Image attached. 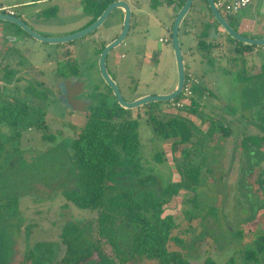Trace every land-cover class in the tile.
I'll return each mask as SVG.
<instances>
[{
  "label": "rangeland",
  "instance_id": "1",
  "mask_svg": "<svg viewBox=\"0 0 264 264\" xmlns=\"http://www.w3.org/2000/svg\"><path fill=\"white\" fill-rule=\"evenodd\" d=\"M24 1L27 0H0V5L9 6L39 33L47 31L40 24L64 26L80 21L77 26L90 18L82 19L87 15L84 13V16L53 15L49 8L54 2L48 1L40 9L50 11L53 19H32L37 6L22 5ZM65 1L75 0L60 3ZM125 1L132 11L131 30L107 55V69L127 101L143 95L168 93L177 83L169 31L180 8L172 0ZM69 9L74 11L73 7ZM219 11L234 29L249 34L241 27L250 30L253 21L250 25L242 23L241 27L236 22L246 17L254 20L257 17L254 14H257L260 18L256 19V25L260 24L264 19V0H253L236 12ZM211 16L205 0H193L178 32L185 71L200 82L198 87L201 88L198 115L188 113L186 116L207 133L197 158L201 175L194 195L179 191L164 206L163 215L173 217L176 225L171 235L182 240L181 243L171 241L169 249L181 251L195 264H201L205 257L221 264L233 255L239 264L243 263L240 252L244 245L251 241L253 234L264 232V191L256 182L259 176H264V143L248 150L240 145L247 135H263L260 124L264 125V45H250L254 46L251 51L239 54L235 51L236 42L244 43L229 38L213 21V25L223 32H217L218 37L212 38L209 34L206 41L218 43V48L207 55L202 54L197 48L199 31ZM122 24V12L116 9L96 33L64 43L73 44V51L69 53L71 60L79 70L78 75L88 79L89 87L104 86L98 65L99 46L114 37ZM0 25H4L1 32L4 43L0 38V88L5 86L23 92L21 88L32 85L41 89L45 95L43 100L23 95L33 106L43 107L46 132L54 138L43 139L42 130L35 126L21 128V133L14 135L13 126L0 122V264H21L23 255L29 252L36 255V259H44L52 250L49 242L60 240L64 222L89 221V230L96 231V213L78 209L64 195L65 191L76 187L71 144L84 124L89 108L71 109L55 92V84L64 77L60 76L61 70L67 71L66 61L70 60L65 57L66 53H59L63 44L41 42L23 32L21 35L15 25L2 20ZM14 36L17 38L13 39ZM5 52L15 55L8 66L3 60ZM113 66L121 67V72L116 73ZM9 70L13 77L2 79ZM242 76L247 78L244 80ZM106 91V94L91 96L92 101L115 104L113 93L107 88ZM189 102L188 98L184 100V104ZM154 104L163 112L178 111L173 101ZM143 111V107L130 109L127 116L136 118L143 115ZM210 121L222 124L230 134L208 133ZM139 138L143 160H149L145 165L154 166L151 157L155 151L162 154L163 161L155 165L154 171L159 175L156 177L164 182L179 180L175 165L183 146L173 150V140L160 139L144 117L139 119ZM87 225L84 223L82 227L88 228ZM116 228L122 226L116 225ZM87 234L96 236V233L94 236ZM101 247L105 254L114 257L109 244L102 243ZM257 260L264 264V255ZM127 264L158 263L131 260Z\"/></svg>",
  "mask_w": 264,
  "mask_h": 264
},
{
  "label": "trees",
  "instance_id": "2",
  "mask_svg": "<svg viewBox=\"0 0 264 264\" xmlns=\"http://www.w3.org/2000/svg\"><path fill=\"white\" fill-rule=\"evenodd\" d=\"M176 1L180 8L185 0ZM107 3L108 0L94 5L88 3L86 11L94 10L98 15ZM212 26L205 23L198 36L197 48L204 55L218 48V43L206 41ZM236 45L235 51L239 54L247 53L254 48L238 42ZM67 65L72 73L77 71L76 64L71 58ZM185 75L187 78V71ZM4 77L12 78V71H6ZM241 78L245 80L247 77ZM199 83L197 81L192 86L189 104L177 107L178 111L175 113L163 112L160 107L149 103L142 106L143 115L129 118L127 116L129 109L122 108L117 102L113 105L103 100L93 102L84 124L72 140L71 158L76 172L74 176L76 187L65 191V198L80 210L96 213V231L109 241L121 264L131 260L139 263L155 261L158 264H195L186 259L181 251L168 248L170 241L181 242V239L171 235L176 225L175 221L171 215H163V212L164 206L179 191L192 192L194 195L200 179L201 167L197 163V158L200 154V145L202 143L205 145L207 132L202 131L186 116L188 113L198 115L201 100ZM21 90L23 92H20V89H6L5 86L0 88V122L4 121L13 126L14 135H19L21 128L35 126L42 130L43 139L53 140L52 135L46 132L43 107L33 106L24 98V95H31L43 100L44 92H40L41 89L32 85H25ZM182 98L181 95L174 102ZM181 111L185 114H181ZM141 117L146 119L160 139L173 140L171 143L173 150L183 146L181 156L176 159L175 165L180 175L179 180L164 182L156 177L159 175L154 171L155 165L163 161L161 152L155 151L152 154L154 166L144 164L149 160L145 162L143 160L139 138ZM260 127L263 131L262 136L254 134L241 139L240 145L244 150L264 143V125ZM208 130V133L221 131L224 136L230 134L228 128L211 121ZM188 144L190 145L187 146ZM261 182L264 183V179L259 184ZM80 225L78 220L63 227L66 244L63 262L78 264L86 260L95 248L98 250L100 264H113L114 260L99 251V246L95 243L79 241L82 237L81 232L87 229ZM89 225L90 223L87 226ZM116 225H121L122 228L117 229ZM250 240L245 244L243 252H240L241 260L246 264L251 262L257 264L258 257L264 253V233L256 234ZM33 257H35L33 253L27 254L30 263ZM235 261L233 256L221 264H235ZM201 264L219 263L205 257Z\"/></svg>",
  "mask_w": 264,
  "mask_h": 264
},
{
  "label": "water",
  "instance_id": "3",
  "mask_svg": "<svg viewBox=\"0 0 264 264\" xmlns=\"http://www.w3.org/2000/svg\"><path fill=\"white\" fill-rule=\"evenodd\" d=\"M192 3L193 0L184 1V4L180 7V9L178 10L175 16L169 31L172 48L174 51L175 61H176V68H177V83L174 89L165 94L143 95L130 101H127L123 98L122 93L116 81L111 77L106 66V57L108 53L112 49L118 47L125 40L129 32L132 11L129 4L125 0H116L114 2L109 3L101 12V14L90 25L79 31L63 36L41 35L36 31L32 30L30 27H28L20 17L16 15L8 14L6 12L0 11V20L22 28L32 38L39 40L41 42H46L49 44H63V43L71 42L75 39L86 36L87 34L93 32L106 21V19L108 18V16L111 14L112 11H114L115 9H120L123 13V24L121 31L119 32L116 38H114L111 42L106 44V46L103 48L99 56L98 65H99V71L101 77L104 80V82L111 88L116 102L122 108L130 110V109H137L139 107H142L146 104L153 102H169V101L172 102L175 99L179 98V96L181 95L185 83V64L183 61V55L180 47L178 32L182 22L184 21L187 13L189 12L192 6ZM206 3L213 19L218 23V25L221 26V28L230 38H233L236 41L248 45H255V46L264 45V36L260 38H252V37L244 36L243 34L239 33L236 29H234L232 25L224 18L221 12L217 9L214 0H206ZM215 36L218 37V34L216 32V29L212 28L210 31V37L212 38ZM73 96L74 95L72 94L64 93L61 100L71 109L82 108V104L78 103Z\"/></svg>",
  "mask_w": 264,
  "mask_h": 264
},
{
  "label": "flooded vegetation",
  "instance_id": "4",
  "mask_svg": "<svg viewBox=\"0 0 264 264\" xmlns=\"http://www.w3.org/2000/svg\"><path fill=\"white\" fill-rule=\"evenodd\" d=\"M114 1H116V0H108V3H107V5L109 4V3H111V2H114ZM172 1H176V0H172ZM66 2V1H65ZM99 2H104V0H80V4H81V7H80V9L83 11V13L84 14H87V15H90L89 17V19H88V21L87 22H85V23H83V24H81V27L79 28V30H81V29H83V28H85V27H87L88 25H90L100 14H96V12L93 10V11H86V6H87V4L88 3H91V4H98ZM21 4L22 5H25V6H29V5H34V2H32V1H27V2H21ZM207 4V3H206ZM106 5V6H107ZM105 6V7H106ZM207 6V5H206ZM2 7V6H1ZM0 7V8H1ZM6 7H9V6H6ZM50 9V11H51V13L53 14V15H60V16H65V15H73V16H79L80 14L76 11V10H72V9H69L68 7L66 8H63V9H59L58 8V6H52L51 8H49ZM104 10V9H103ZM102 10V11H103ZM116 10V9H115ZM114 10V11H115ZM50 11H47V10H41L39 13L38 12H35L36 13V15H34V16H32V19H40V18H42V17H44V18H50V16H52V15H50ZM101 11V12H102ZM114 11H112L111 12V14L109 15V16H111L112 14H113V12ZM49 12V13H48ZM122 12V11H121ZM211 14V13H210ZM11 15H17L14 11H13V14H11ZM96 15V16H95ZM18 17H20L23 21H24V23L28 26V27H30L32 30H34V31H36L35 29H33L32 27H31V25H30V23L27 21V19H25L24 17H22V16H19V15H17ZM86 16V15H85ZM93 16V17H92ZM95 16V17H94ZM108 16V17H109ZM131 17H132V13H131ZM212 17V16H211ZM213 18V17H212ZM122 19H123V13H122ZM213 21H214V19H213ZM36 23V22H35ZM205 23H208V22H205ZM204 23V24H205ZM131 24V23H130ZM211 24V23H210ZM212 25V24H211ZM17 28H18V30L20 31V33L21 32H23L24 34H26V35H29V34H27L22 28H20V27H18V26H16ZM203 27H204V25H203ZM200 28H201V26H200ZM212 28H215V27H213L212 26ZM211 28V29H212ZM4 29V25H0V38H1V40L3 41V39H2V30ZM98 29V28H97ZM97 29L96 30H94L93 32H95L96 33V31H97ZM211 29H210V31H211ZM216 29V28H215ZM17 29H16V31H18ZM79 30H77V31H79ZM129 30H130V28H129ZM203 30V28H201L200 29V31H199V34H200V32ZM121 31V30H120ZM37 32V31H36ZM76 32V31H75ZM93 32H91V33H89V34H87L86 36H84V37H88V35H92V33ZM37 33H39V32H37ZM72 33H74V32H72ZM39 34H41L42 35V33H39ZM71 34V33H70ZM119 34V33H118ZM118 34L114 37V38H116L117 36H118ZM21 35H23L22 33H21ZM21 35H19V37L21 36ZM44 36H48V35H45V34H43ZM30 36V35H29ZM23 36H21V39H23L22 38ZM17 37L16 36H14L13 37V39H16ZM114 38H111L108 42L106 41V42H102V40H100L103 44H101L100 46H99V56H100V53H101V51L103 50V48L106 46V44H108L109 42H111ZM211 40H207V42H210ZM3 43H4V41H3ZM3 48H5L6 49V51H8L7 50V48H6V46H4ZM3 48H2V50H3ZM72 48H73V44L72 43H68V44H66V45H64V43H63V46H60L59 47V53H66V55H65V57H67L68 59H70L72 56L70 55L71 54V52L73 51L72 50ZM1 50V51H2ZM258 51V50H257ZM70 53V54H69ZM110 53V52H109ZM108 53V54H109ZM68 54V55H67ZM6 55H7V53L5 52L4 53V61L6 62V64H7V66L10 64V62H11V57L12 58H15L14 56L15 55H13V54H9V55H7V57H6ZM64 57V58H65ZM106 59H107V57H106ZM13 61V60H12ZM68 61V60H67ZM67 61H66V69H67V71H65L64 72V70H61V73H60V76H64V77H62V78H60V80L57 82V84H55V86H54V89H55V92L58 94V96L60 97V98H62L63 97V95H64V93H69V94H72V95H74L73 97H74V99L75 100H77V102L78 103H80V104H82V108L83 109H87V107L89 108L92 104H93V101H92V98H91V96H95V95H97V94H106L107 93V91H106V88H107V90L108 91H110L111 93H112V90H111V88L104 82V80L102 79V77H101V79L103 80V83H104V86L102 85V86H95L94 88H92V87H89L88 86V79L87 78H85V77H82V76H79L78 75V73H79V70H78V68H77V71L75 72V73H72L71 72V70H69V66L67 65ZM9 63V64H8ZM6 66V67H7ZM107 66V65H106ZM10 69V68H9ZM109 72V71H108ZM112 77V76H111ZM114 79V78H113ZM5 80H8V79H5ZM117 83V82H116ZM118 85V84H117ZM106 87V88H105ZM119 87V86H118ZM120 89V88H119ZM263 124L261 123L260 124V126H262ZM247 136H249V135H247ZM259 136H261V135H259ZM259 147V146H258ZM264 173V172H263ZM264 179V176H259V178L257 179V183L259 184L260 183V181L261 180H263ZM260 186H261V188H262V190L264 191V183L263 182H261V184H259ZM262 208V207H261ZM71 221V220H70ZM75 221H78V220H75ZM80 221V226L82 227V224H86V223H89V221L88 222H84L83 220H79ZM67 223H69L68 221L67 222H64L63 223V226L61 227V235H60V240L58 241V240H54V239H52L53 241H51V242H49V244H50V247L52 248V250H51V252H49V253H45L46 255L43 257L44 259H41V257L39 258L38 257V259H36V255H35V257H34V261H32V263H30V261L29 260H27V254H25V255H23V258H22V260H21V264H68V263H64L63 262V258L65 257V253H66V244H65V235H64V232H63V227H64V225L65 224H67ZM90 226V225H89ZM88 226V228L86 229V230H84L83 232H81V234H82V237L80 238V242H93V243H95V245L96 246H99L98 247V249H99V251H102V253L103 254H105V252L103 251V249H102V243H105V244H109L110 246H111V244L109 243V241H107L106 240V238L105 237H103V236H101L97 231H95V232H92V231H90L89 230V228L91 227H89ZM83 228V227H82ZM87 232L89 233V235H93L94 236V233H96V236H94V238L93 237H89L88 236V234H87ZM262 233H264V232H262ZM262 233H255V234H253V236L254 235H256V234H262ZM116 234H117V232H116ZM118 235V237L119 238H121V236L119 235V234H117ZM252 236V237H253ZM251 237V238H252ZM239 239H241V238H239ZM119 241H120V239H118ZM171 242V241H170ZM169 242V243H170ZM176 242H178V241H176ZM181 242H182V240H181ZM180 242V243H181ZM40 245V244H39ZM38 245V246H39ZM64 249H63V248ZM244 247H245V245H244ZM169 248V247H168ZM111 249L113 250V247L111 246ZM170 250H174V249H171L170 248ZM243 250H244V248L242 249V252H243ZM113 253V255H114V257L113 256H109V255H107V254H105L106 256H108L109 258H111L112 260H114V263L113 264H121L119 261H118V259H117V257L115 256V254H114V251L112 252ZM62 254V255H61ZM262 255H264V253H262L260 256H262ZM59 256H61L60 258H58ZM234 256V255H233ZM99 256H98V250L97 249H95V248H93V252H92V254L86 259V260H84V261H80L78 264H100L99 263ZM234 258H235V260L237 259L235 256H234ZM240 259H241V256H240ZM43 260H45V262H43ZM228 261V260H227ZM128 263V262H127ZM127 263H123V264H127ZM235 264H237L236 263V261H235ZM239 264H246V263H241V262H239ZM248 264H256V263H254V262H251V263H248ZM257 264H261V263H257Z\"/></svg>",
  "mask_w": 264,
  "mask_h": 264
},
{
  "label": "crops",
  "instance_id": "5",
  "mask_svg": "<svg viewBox=\"0 0 264 264\" xmlns=\"http://www.w3.org/2000/svg\"><path fill=\"white\" fill-rule=\"evenodd\" d=\"M28 2L29 1H32V2H34V5H36L37 7H36V9H35V12H40L41 11V9H40V7H41V5L42 4H44V3H46V2H50V1H52V2H54L52 5L53 6H58V8L61 10V9H63V8H71V7H73L74 8V10H76L79 14H81L82 16H84L83 15V11L80 9V7H81V4H80V0H75V1H71V2H64L63 4L62 3H60L62 0H27ZM27 1H24V2H27ZM59 2V3H58ZM175 3H177V1H175ZM154 4V3H153ZM156 4V3H155ZM51 5V6H52ZM1 6H3V5H0V7ZM5 6V5H4ZM254 9H256V8H254ZM17 16V15H16ZM89 16L90 15H86V16H84V17H82V19H85L86 17L87 18H89ZM254 16L256 17H254L255 19L254 20H252V19H248V17H246V16H244V17H246V18H243V19H241V20H239L238 22H236V24L238 25V26H240L241 27V25H242V23H244V24H249L250 25V23L253 21L254 22V25H253V23H251L252 25H250V30H247L245 27H241L242 29H244V30H246L247 32H249V34H245L244 33V31L243 32H241V31H238L239 33H241V34H243L244 36H247V37H252V38H260V37H263L264 36V27H262L261 25H264V19L261 21V23L260 24H258V25H256V19L258 20L260 17L257 15V14H254ZM49 19H53V18H47V20H49ZM55 19V18H54ZM87 20V19H86ZM227 20V19H226ZM228 21V20H227ZM80 22V21H79ZM79 22H77L76 24H78ZM172 22H173V20H172ZM171 22V23H172ZM206 22H208V23H211L212 25H213V18L212 17H207V20H206ZM229 22V21H228ZM49 23H54V22H49ZM83 23H85V21H83ZM82 23V24H83ZM130 23H131V21H130ZM170 23V24H171ZM230 24H231V22H229ZM76 24H69V25H64V26H62V25H60V24H40L39 26L40 27H42V28H44V29H46L47 31H44V32H46V33H42V34H45V35H48V36H63V35H67V34H70V33H72V32H75V31H77V30H79V28L81 27V25H77V26H75ZM213 27H215L216 28V26H214L213 25ZM166 28V27H165ZM130 30H131V24H130ZM129 30V31H130ZM134 30H136V28H134ZM237 30V29H236ZM120 31H118L117 33H116V35L119 33ZM216 32H223L222 31V29L221 28H216ZM48 33V34H47ZM115 35V36H116ZM114 36V37H115ZM114 37H112V38H114ZM165 39V38H164ZM110 40V39H109ZM108 40V41H109ZM107 41V42H108ZM2 48V47H1ZM150 49V48H149ZM113 69L115 70V72L116 73H119V72H121V67H118V66H113ZM4 78V76L2 77V79Z\"/></svg>",
  "mask_w": 264,
  "mask_h": 264
},
{
  "label": "built area",
  "instance_id": "6",
  "mask_svg": "<svg viewBox=\"0 0 264 264\" xmlns=\"http://www.w3.org/2000/svg\"><path fill=\"white\" fill-rule=\"evenodd\" d=\"M215 5L218 10L223 9L224 12L229 13L231 11L236 12L237 10L248 6L253 0H214ZM0 11L6 12L8 14H13V10L10 9V7L2 6L0 8ZM194 83H197L196 78H194L192 75L188 74L187 78L185 75V83L181 92V95L183 98L178 101L174 102L176 103V108L184 104V100L186 98L189 99V96L192 93V86Z\"/></svg>",
  "mask_w": 264,
  "mask_h": 264
}]
</instances>
